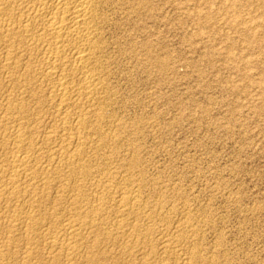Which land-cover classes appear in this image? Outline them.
Listing matches in <instances>:
<instances>
[{
    "label": "rangeland",
    "instance_id": "rangeland-1",
    "mask_svg": "<svg viewBox=\"0 0 264 264\" xmlns=\"http://www.w3.org/2000/svg\"><path fill=\"white\" fill-rule=\"evenodd\" d=\"M149 1L152 2L150 10L140 9L139 0H115L112 6L104 8L99 60L107 87L98 98L100 100L92 101L94 108H100V117H104L101 122L95 119L96 115L89 118L92 121L88 125L101 123V126L89 125L91 133L87 140L92 144L88 143L86 162L91 160L87 164L92 168V175L85 180L87 184L84 181V186L89 199L91 197L90 202L101 195V189H95L100 177L113 179L112 187L105 191L112 197L118 196L120 190L129 185L134 188L131 190L138 193L145 215L139 223L145 226L144 230L153 226L150 235L154 239V249L143 252L141 249L145 244L139 241L136 244L140 246L129 252L132 254H123L122 240L119 241L123 236L118 234L128 226L119 229L121 221H118L113 205L114 209L109 208L108 214L114 220L107 214L109 223L106 225L110 227L114 221L108 230L115 238L103 243L108 255H102V260L96 264H128L129 261L135 264L166 261L187 264L188 251L193 248L201 250L206 264H264V0ZM2 55L3 50H0ZM0 74L1 109L6 98H19L21 93L9 83L6 72ZM43 88L46 90L36 93L39 100L42 99L41 106L45 102V107L31 110V116L34 121L37 119L38 125L34 141L47 152L53 145L46 140L47 134L51 130L61 135L63 125L58 119L60 115L57 116L58 96L49 93L47 87ZM53 96L57 100H52ZM47 98L51 103L46 102ZM52 101L55 108L51 107ZM82 104L71 105L74 109H68V113L74 116L88 105ZM74 127L68 126L66 131L75 135ZM52 183L53 188L47 191L51 197L49 202L39 211L38 207L35 209L48 215L44 220L46 223L42 224L46 235L51 234L54 220L60 223L63 220L60 226L66 222L65 217L73 206L66 200L56 210L53 206L49 208L59 192L64 191L69 197L74 190L73 186L64 190L57 182ZM16 202L19 203L12 201L6 207L0 202V206L3 205L0 207L2 221L8 223L14 209L24 207L23 201L17 206ZM128 218L131 220H122L124 224L133 223V219ZM6 225L4 228L9 226ZM178 226L184 232L179 231ZM18 232L15 243L20 246L13 244L11 247L12 253L16 248L17 251L14 256L10 253L7 259L10 264L25 262L22 253L28 248L26 236ZM175 232L183 233L186 239L184 243L179 242L183 245L178 243L177 251L166 255L161 243L173 237L167 240L175 244ZM90 233L87 231L86 234ZM37 234L34 236L38 238L40 234ZM1 238L0 242L4 241V236ZM190 238L196 239L191 241ZM47 244L42 241V246L39 245L40 252L45 250V257L49 256L46 254L50 250ZM85 248L84 245L75 264H86V257L92 255Z\"/></svg>",
    "mask_w": 264,
    "mask_h": 264
},
{
    "label": "bare ground",
    "instance_id": "bare-ground-1",
    "mask_svg": "<svg viewBox=\"0 0 264 264\" xmlns=\"http://www.w3.org/2000/svg\"><path fill=\"white\" fill-rule=\"evenodd\" d=\"M114 2L115 0H0V50H3V55L0 56V73L6 72L8 74L7 76L9 83H11L13 87L16 88V90L18 88L19 92L21 93L20 97L18 95L19 93L17 94L19 98L14 99L12 98L13 96H10L6 98V100L4 99L5 101L2 103V107L0 109V202H3L4 206H9V203L12 201H19V203L20 201L24 202V207L19 206L20 208H12V210L14 209V213L12 212L13 217L9 219L8 223L2 221L0 218V236H4V241L0 242L2 243L0 244V264H10L7 263V259H9L11 256L10 253L13 251H11V247L13 244L14 246L16 244L15 242L18 237L16 236V232L19 230V232L25 234L26 240H24L28 245V248L25 246L27 249L24 250V253H22L23 256L20 255L25 261L23 262L24 264H41V259H45L43 260L42 264L45 262H47V264H75L76 257L78 255L80 256V252L84 245L91 251L90 253L92 254L90 256L86 255V264L99 263V260L103 257L102 255H108L106 249L103 248V243L106 240L110 241L111 239L115 238L113 233H110V230H108V228L111 229L110 227L114 221L110 227H107L106 225L109 223V219L108 222L106 219L111 217L109 216L110 213L108 214L109 208H112L113 205L116 206L115 211L117 219L119 218L118 221H121L120 224L118 223L120 226L119 229L128 226V228L125 227L127 228L125 231L121 230V233L118 234L121 235V237L123 236L119 239V241L122 240L120 242V247L122 252H124L123 254H132L129 252H131L135 247L140 246L137 245L139 241L145 244V246H143L141 249L143 252L147 250L151 252L154 249V239H152L153 237L151 238L152 234L150 232L151 227L153 226L150 228L146 227V232H144L145 226L140 224V221L145 218V215L142 213L143 209L141 211L142 207L140 205V199L138 200V193L135 194L136 192L134 193V191L131 190L134 188H130V185L128 186L124 183L125 187L126 185L128 187H126L124 190L122 189L123 191L120 190V194L118 196L115 195L117 197H112V194H110L112 195L110 196L108 195V192L106 193L105 191L108 190L111 184L110 182L113 179L100 177L96 182L97 184L95 183V189L99 187V189H101V195L99 193L100 196L95 197L98 199H92L94 204H91L93 201L90 202L91 197L89 199V196L85 191L87 189L84 186L86 182L85 180H87L92 175V168L91 166H88V164L91 162L89 157L92 155H89L88 157L90 162H86V157L89 152L87 150L88 143L92 144L91 141H88L90 140L88 134L91 133L89 132V128L93 125H88V123L92 121H90L89 118L93 115L94 117L97 116L95 119L98 120H100L101 117H104H100L99 107H96L97 109L94 108V100L101 97L100 95L106 86L102 78L103 74H101L103 73V68L99 60V53H101L102 49V44H100V30L101 25L105 20L104 8ZM138 7L140 9L146 7L150 10L152 8V2L149 0H139ZM113 9L115 10L114 7ZM43 87H47V89H49V93L52 92V95L55 93L58 96L59 104H57V107H55L58 112L57 116L60 115L58 118L60 119L59 122L63 125L61 135H59L57 131L51 130L47 134L46 140H48V142L50 144L52 143L53 145L51 148H47V152L45 150L46 154H44L45 152H43L42 149L45 147L38 146V142L36 143L35 137H33L34 134L37 133V131L35 133V129H38V125L36 124V116L34 115V118L36 119L35 121L32 118L33 116H31V110L41 106L40 102L42 99L40 98L41 101L39 100L36 92L42 89L46 90V88ZM25 93H28L29 95L25 96ZM41 96L42 98H46L43 97V95ZM52 100L57 99H54L53 96ZM47 101L50 102L51 100H48L47 98L46 102ZM92 101H94V103H92ZM43 103L41 107H45L43 106ZM54 103L55 102H53L51 107H54ZM80 103H87L88 105L86 107L84 104H82L86 108H80L79 110L76 107L78 110L76 113H74L76 115L72 116L73 113L70 115L68 113V109H71V105L73 106V104H76L78 106ZM48 104L49 103H47V105ZM72 109L74 108L72 107ZM73 112H75V110H73ZM57 120H55V122ZM101 121L102 120H100V122ZM56 123H58V121ZM100 124H98L99 127L101 126ZM72 125L75 126V135H72V133L70 134L68 133L69 131H66L68 130V126L73 127ZM96 125L97 124H94L93 126ZM97 127H95L96 130ZM74 129H71V131ZM99 129L101 130V128ZM94 133H96L95 130ZM43 135H45V133H43ZM100 135L102 136V133ZM42 141L45 140L42 139ZM93 149L94 148H92V150ZM134 160L136 163V159ZM50 172L51 174L48 175ZM131 173H133V170ZM52 178L53 181L60 184L64 190H69L71 186H73L72 188H74V190L72 189L73 192L69 197L64 193V191L63 193L59 192L52 203L53 205H50L49 208H52L51 206H53L54 210L57 206H60V204L65 203L66 200H70V204H72L74 208L72 206V211L70 210L68 216L65 217L66 222H64L62 226L60 225L63 220L60 219L62 221L61 223L57 220H54L53 227H51L52 230L49 228L52 231L51 234L46 235L45 232H43L44 227L42 224L46 223L45 218H47L48 215L46 213L44 214L42 210L41 212L38 211L39 208L44 203L47 204L51 198L47 191H49L50 188H53V181L51 180ZM89 188L91 190V187ZM122 188H124V185ZM19 203L16 202V206ZM37 207L38 211L35 210ZM145 208L146 207H144V210ZM54 212H56V214L58 213L57 211ZM51 214H53L52 216L55 215L54 213ZM127 216H130V218L133 219V223L126 222L124 224V218H127L125 221L131 220ZM151 216L153 218V215ZM112 220L114 219L112 218ZM4 224H8L9 226L6 227V225V228H4ZM144 225H147V222ZM180 227L178 226V230ZM87 231L91 232L92 234H86ZM188 232L186 231V233ZM35 233H38L37 235L40 234L38 238L34 236ZM166 233L170 235V233ZM175 233L176 237L174 236V239L176 238V241L173 240L176 242L175 244H172L169 240H167L171 238H166L168 235L161 236L162 238H166L163 241L161 240L162 251L166 255L173 254L175 251H177V247L180 244L179 242H182L186 239V235H183V233ZM191 234L193 233L191 232ZM193 239H191V241H193ZM0 240H2V238ZM42 241H47V243H49L47 245H49L50 250L46 249L49 251V254H46V256L49 255L48 257H45V250L41 252L39 251V245ZM193 243L196 244L195 241ZM183 248L184 247H182V249ZM16 249L14 251L15 253L17 251ZM200 252L201 250L199 248H193L191 251H188L189 255H187L188 257L186 258V263L206 264L207 259H203V256H201ZM13 256L11 259H14ZM81 258L82 257H80V259ZM168 259L171 260L169 257ZM128 264L135 263L133 261H129ZM161 264L170 263H167L166 261L162 262Z\"/></svg>",
    "mask_w": 264,
    "mask_h": 264
}]
</instances>
